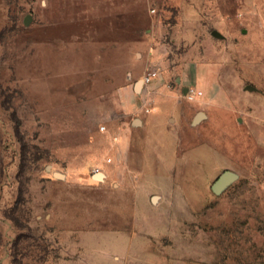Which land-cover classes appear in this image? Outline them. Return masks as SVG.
I'll list each match as a JSON object with an SVG mask.
<instances>
[{
	"label": "rangeland",
	"instance_id": "obj_1",
	"mask_svg": "<svg viewBox=\"0 0 264 264\" xmlns=\"http://www.w3.org/2000/svg\"><path fill=\"white\" fill-rule=\"evenodd\" d=\"M135 69L201 94L153 104L116 168ZM0 264H264V0H0Z\"/></svg>",
	"mask_w": 264,
	"mask_h": 264
},
{
	"label": "crops",
	"instance_id": "obj_2",
	"mask_svg": "<svg viewBox=\"0 0 264 264\" xmlns=\"http://www.w3.org/2000/svg\"><path fill=\"white\" fill-rule=\"evenodd\" d=\"M155 27L156 31H151L146 39L140 41L142 46H147L148 44L151 45L152 50L158 47L155 43L159 42V35L157 34V30L159 28L158 24H156ZM154 52L156 53L155 49L149 53L148 56V59L151 62L158 58L159 51H157V56ZM143 74V72L138 71L137 69L131 72L129 74V82L122 85L114 96L116 109L115 114L120 117V131L123 132V136H121L111 148L113 151L114 162L117 161L116 168L123 165L122 162L127 164V162L133 158V155L136 154V150L131 148L130 138L124 137V134L129 131H143L145 125H147L151 119L149 112L153 104L155 105L161 102L166 103L167 100L169 101L174 96H177L178 90H181V93L183 94L187 88V86L184 85V81L181 76H175L180 82L179 86L178 84L171 85L169 81L171 74L167 70L158 69V75L151 79L148 83L142 81ZM137 77L139 78L136 80ZM133 78H135V80H133ZM194 80L196 85L208 86L206 85L207 83L203 84L205 83L204 79L202 80L200 75H197V73L195 74ZM137 82H139L138 88H136ZM163 106H165V104H163ZM189 111L191 110H183L179 119H182L185 115H187V113H189ZM198 112H194L193 117H195ZM163 114L167 115L168 119L176 121L171 113L164 111ZM204 116H206L205 113ZM135 118L139 120L137 123L134 122Z\"/></svg>",
	"mask_w": 264,
	"mask_h": 264
},
{
	"label": "water",
	"instance_id": "obj_3",
	"mask_svg": "<svg viewBox=\"0 0 264 264\" xmlns=\"http://www.w3.org/2000/svg\"><path fill=\"white\" fill-rule=\"evenodd\" d=\"M29 21V14H26L25 18H24V22H28ZM211 34L216 36V37H221L222 34L216 30L213 29L211 31ZM139 86V82H137L136 84V88H138ZM248 89H253V86L248 85L247 86ZM204 117V113L202 111H199L195 117H194V121L198 120L200 118ZM139 120L137 118L134 119V122L137 123ZM54 174L56 176L61 177L63 174L61 172L55 171ZM104 177V174L102 172H99L97 174L94 175V178L96 179H102ZM238 177V173L234 170L231 169H223L218 176L213 180V182L210 185L211 190L218 194L221 191H223L233 180H235ZM157 198L156 195H152L151 199L152 201H155Z\"/></svg>",
	"mask_w": 264,
	"mask_h": 264
},
{
	"label": "built area",
	"instance_id": "obj_4",
	"mask_svg": "<svg viewBox=\"0 0 264 264\" xmlns=\"http://www.w3.org/2000/svg\"><path fill=\"white\" fill-rule=\"evenodd\" d=\"M158 75V69H153L148 71L143 77H142V81L145 83H148L149 81H151V79L155 78ZM185 97L187 99H193L196 97V95L201 94V91L197 88H194L192 86H188L185 90ZM101 128L103 129L104 126L101 125ZM106 162H110L111 161V157L107 156L105 158ZM93 174H97L99 172H101V167L98 165L93 166V168L91 169Z\"/></svg>",
	"mask_w": 264,
	"mask_h": 264
}]
</instances>
